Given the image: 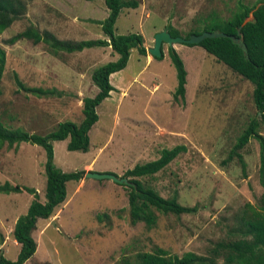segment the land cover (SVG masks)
<instances>
[{"label": "rangeland", "instance_id": "obj_1", "mask_svg": "<svg viewBox=\"0 0 264 264\" xmlns=\"http://www.w3.org/2000/svg\"><path fill=\"white\" fill-rule=\"evenodd\" d=\"M137 1V8L121 10L114 29L116 34L141 33L148 47L155 33L168 24L184 36L212 13L220 19L230 18L239 0ZM242 1L251 5L258 0ZM22 2L26 4L24 14L0 35V47L6 51L0 121L8 128L44 134L59 122L82 120V99L98 90L91 80L92 71L118 55L109 46L55 54L48 44L26 38L7 44L6 39L29 27L47 30L64 41L106 38L100 25L91 22L107 16L104 0ZM173 47L187 71L184 100L174 99L177 76L169 46L164 43L163 58L153 56L150 62L133 48L126 66L110 76L115 89L96 107L98 120L89 131L88 151H69L68 139L54 141V162L66 172L85 169L121 176L136 164L157 158L161 149L184 144L186 151L164 169L137 179L163 197L176 195L182 205L194 206L195 211L176 215L153 209L157 216L153 226L132 223L129 187L84 175L78 182L66 183V199L52 216L38 219L33 231L37 249L25 264H135L189 253L229 264V256L251 245L246 221H264V211L260 217L255 215L264 204L259 143L251 138L243 148L233 152V147L256 116L254 85L198 45ZM14 71L26 86L48 88L49 92L37 95L19 89ZM259 132L264 135L263 124ZM234 153L242 155L245 175ZM44 162L41 146L4 142L0 146V185L8 181L33 187L43 201ZM31 200L25 191L0 193V248L10 260L19 251L13 225Z\"/></svg>", "mask_w": 264, "mask_h": 264}, {"label": "trees", "instance_id": "obj_2", "mask_svg": "<svg viewBox=\"0 0 264 264\" xmlns=\"http://www.w3.org/2000/svg\"><path fill=\"white\" fill-rule=\"evenodd\" d=\"M108 9L107 16L102 20H91L98 23L106 38L85 39L79 41H64L58 39L49 31L40 32L29 27L17 32L5 40L7 44H14L20 39L26 38L37 44L43 42L48 44L52 53L65 50L67 52L81 51L84 48L109 46L118 55L115 60L108 61L95 68L91 73V80L97 87L94 96L82 99L83 118L79 123L65 120L58 123V126L44 134L29 133L21 128H8L0 121V146L6 142L9 146L27 142L41 146L45 152L44 173L46 176L44 200L41 201L35 188L29 186L13 185L6 181L0 185V193L27 192L32 196L27 211L19 216L12 229V236L19 244V251L15 260L8 259L2 247L0 248V264H25L37 249V243L33 237L38 219H47L53 215L56 207L62 204L67 196L66 183L68 181H80L86 171L85 169L75 171H63L54 162L53 142L68 139L67 149L69 151L87 152L90 144L89 131L98 120L96 107L110 96L115 87L110 82L112 73L122 70L129 59L131 49L145 56L147 50L144 45L143 35L139 32L126 34L115 33V23L123 8H137V0H104ZM26 4L22 0H0V35L8 28L13 21L18 19L21 13L24 14ZM22 10V11H21ZM253 15V19L244 20ZM172 36L181 35L171 24L166 26ZM221 31L228 36L204 38L197 44L183 43L189 46L198 45L207 53L213 55L217 61L226 64L233 71L249 80L253 85V103L256 108V116L251 118L245 130L238 137L234 147L235 150L243 148L251 138L259 143L260 150V182L264 187V135L259 132L261 124L264 126V0H258L254 4H246L242 0L237 3V9L228 19H220L215 13L207 17L201 26L191 28L184 37L190 34H200L203 31ZM240 32V33H239ZM242 36L243 45L234 42L230 36ZM170 60L176 70L177 85L174 91V99L179 97L184 100L186 91L187 71L184 62L174 47L168 48ZM162 59L163 54L159 57ZM6 63V51L0 47V81ZM14 80L17 87L22 90H29L37 95H45L49 91L42 87L26 86L14 71ZM186 151L184 144H177L170 148H163L160 155L146 163L136 164L133 168L127 169L121 175L126 177L129 184H122L129 187L127 198L129 214L132 223L144 222L147 226L156 223L157 216L153 209L163 214H181L194 212L195 207L182 205L176 195L163 197L154 188L145 186L137 179L138 177L152 176L164 169L179 154ZM239 158L242 171L245 175V161L240 153H234ZM233 154H229L232 158ZM264 203V193L262 195ZM264 211V204L255 215L260 217ZM247 234H251L253 240L242 252L231 255L228 258L229 264H264V221L263 224L257 221L247 220ZM3 235L0 232V243ZM161 254H166L160 250ZM135 264H217L213 258L197 256L194 253L182 256L174 255L171 258L159 260L143 259Z\"/></svg>", "mask_w": 264, "mask_h": 264}, {"label": "water", "instance_id": "obj_3", "mask_svg": "<svg viewBox=\"0 0 264 264\" xmlns=\"http://www.w3.org/2000/svg\"><path fill=\"white\" fill-rule=\"evenodd\" d=\"M253 19V15L248 16L245 22H248ZM240 33V32H239ZM221 36H228L227 34L221 31H203L200 34H190L189 37H184L181 35L172 36L167 28L155 33L154 41L152 46L146 47V50L149 54L154 57H159L163 54L162 45L166 43L169 47H173L174 44L179 43H188V44H197L202 41L204 38L208 37H221ZM232 40L239 45H243V39L240 35L239 37L230 36ZM86 178H93V179H110L119 184H129V181L126 177L116 176L113 173L108 172H95V171H87L85 173Z\"/></svg>", "mask_w": 264, "mask_h": 264}, {"label": "crops", "instance_id": "obj_4", "mask_svg": "<svg viewBox=\"0 0 264 264\" xmlns=\"http://www.w3.org/2000/svg\"><path fill=\"white\" fill-rule=\"evenodd\" d=\"M163 46V45H162ZM162 51H163V49H162ZM145 60H147L146 62H150L151 60H154V57L152 56V55H150V54H148V52H147V55H145ZM113 74V73H112ZM111 74V75H112ZM110 75V76H111ZM111 82V81H110ZM112 92V91H111ZM111 92H110V94H111ZM87 167V166H86ZM89 171V170H88ZM48 219V218H47ZM38 222V221H37Z\"/></svg>", "mask_w": 264, "mask_h": 264}]
</instances>
